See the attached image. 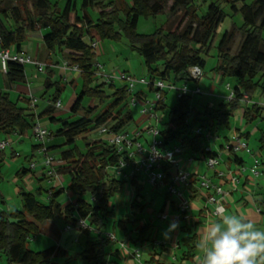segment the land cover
I'll use <instances>...</instances> for the list:
<instances>
[{
  "label": "trees",
  "instance_id": "trees-1",
  "mask_svg": "<svg viewBox=\"0 0 264 264\" xmlns=\"http://www.w3.org/2000/svg\"><path fill=\"white\" fill-rule=\"evenodd\" d=\"M167 1L81 0V14H78L71 1H66L60 9L49 0H0V51L13 50L19 53L29 34L43 30L45 33L41 42L44 49L54 54L68 52L65 57L71 67L77 68L82 81L81 89L70 108V113L77 118L64 122L50 117L55 110L52 104L58 100L63 89L57 81L45 79L44 88L54 85L55 90L47 98L49 106L37 115L29 109L28 100L18 96L16 101H12L6 91L0 90V133L22 135L31 129L36 118H49L52 123H61L54 135L61 137L66 146L59 155L65 163L57 166L54 171L59 177L65 176L68 179L66 188L55 192L49 190L48 205L37 199L39 190L35 193L23 191L20 193V210L0 212V253L5 256L7 264H68L73 259L71 255L66 258L65 252L55 246L39 252H33L28 247L29 238L40 232V224L52 220L60 213L55 200L63 192H70L75 198L74 204H69L61 212L68 227L78 226L77 220L87 224L86 228H79L86 242L77 257L85 264L106 263V248L111 239L103 233L107 219L114 216L108 204L124 184V180L114 176L112 168L121 155L105 139L88 140L87 137L100 127H107L113 133L121 131L130 124L132 116L127 110L129 94L126 86L114 89L110 101L97 113L92 108L82 106L84 97L102 103L108 98L104 86H114L94 76L92 60L96 55L91 46L93 42L104 39L118 41L124 36L131 51L143 61L149 80V92H154L152 82L155 80L172 86L175 81H187L186 70L197 67L202 71L208 59L214 61L210 69L213 75L219 76L221 82H232L229 91L232 93L231 99L215 106L205 104L193 113L189 112L192 106L190 95L181 96L176 91L175 104L167 107L164 104L166 92L160 91V99L154 110H160L163 115L162 127L159 129L163 146L188 148L202 158L212 155L204 152L200 137L194 135L193 129L201 127L216 136L218 131L230 129V120L240 109L243 125L255 124L258 149L264 151V106L255 102L247 104L242 98L244 93L257 88L264 92V0H251L249 3L246 0H197L205 8L201 15H198L192 0H171L170 11L174 12L177 8L182 10L171 25L152 34H137L139 17H155L163 13ZM220 3L228 5L232 15H240L241 24L238 27L232 24L230 30L224 31L213 50L211 43L216 30L228 17ZM88 9L94 10L95 15L89 14ZM235 30L242 39L237 52L231 55L229 46ZM3 74L6 89L26 81L24 65L15 61L6 60ZM48 74L51 75L50 72ZM134 96L142 99L145 93L139 91ZM21 100L27 106H20ZM237 136L248 138V134ZM224 139L230 141L228 137ZM77 140L81 141L82 148L78 147ZM232 155L234 161L241 163L236 154ZM3 158L0 151V164ZM138 178L134 176L129 180L134 192L130 203L132 214L137 211L140 213L143 209L140 202L143 186ZM72 214L77 219H73ZM129 221V215L123 214L115 228L127 233L126 225ZM136 221L134 219L130 222L133 224ZM91 230H95L94 241L89 238ZM147 230L148 226H143L137 233L140 236L135 235L134 239L141 241ZM184 241L185 256L188 258L194 252V239L185 238ZM54 253L56 258L66 260L53 262ZM148 264L163 263L151 261Z\"/></svg>",
  "mask_w": 264,
  "mask_h": 264
},
{
  "label": "crops",
  "instance_id": "crops-1",
  "mask_svg": "<svg viewBox=\"0 0 264 264\" xmlns=\"http://www.w3.org/2000/svg\"><path fill=\"white\" fill-rule=\"evenodd\" d=\"M43 32V30L34 32L33 35L35 36V39L41 40ZM40 46L42 49L40 55H42L40 58L34 59L33 62L30 63L32 64V66H35L33 63L44 64L47 68V72L51 73V75H48L47 77L51 82H55L54 79L57 78L61 82L70 84V86H72L75 82L79 81V72L75 73L73 71H70V69L65 66L64 58L65 55H68V52L64 51L63 53H61V59L59 58L58 60L56 58L57 54L55 55L54 53H50L48 51L45 52L43 50L44 47L42 45V42ZM95 49L97 50L95 51ZM95 49V55H99L101 52L99 51L97 42ZM8 51L10 56H14L15 54L23 56L27 55V50L25 51L24 49L23 51V44L20 47L19 53H16L13 50ZM33 56H35L36 58V53ZM30 59L32 60V58ZM130 63L132 66L134 65L133 62ZM142 73H144V71H142ZM19 84H15L13 86V89L15 88V90L24 94V96L28 94V89L19 86ZM2 85L5 87L4 79ZM76 86L77 84L75 85L73 90H75ZM140 92H142L143 94L145 93L143 90H140ZM76 94L77 93H74V95H70L68 104L63 108L62 106H60V108H56L54 105L55 103L52 104L54 109L65 108V112L61 113L58 116H54L53 112L50 117L54 118L55 120H62L63 122L71 121L77 118V116H74L70 113V108L76 99ZM48 106L49 104L47 102V105L43 108V110L33 113L37 115L43 112ZM99 110H95L94 113H97ZM45 119H48V121H50L49 118H44V120ZM44 120L36 118L35 122H40L41 124V121ZM133 123L139 126V124L141 123V118H139V120H137L136 122L134 121ZM49 124L55 127L53 131L58 130L61 125V123H52L51 121L49 122ZM127 128H129V126H127ZM233 135L237 134L233 132L230 135L225 136L223 135V133L222 135H220L218 131V133H216L218 139L214 142L213 146L211 145V147H218L219 149L217 150L221 151V147L223 144V141L221 139H224L225 137L230 138ZM12 136L13 138H11V141H9L11 147L14 144L22 143L23 139L30 138V136H27V132L22 135L13 133ZM32 136H34L33 133ZM100 138L105 139V137L102 135H100ZM39 147L41 148V144L36 143L35 145H32V154L29 155L30 157L26 161L28 164H25L23 166L22 163H18L15 168L14 163L16 162V157L14 156V154L16 151H14V149H11L9 158L4 157L3 162L0 164V171L7 172L8 170H12L9 175V183L13 188L11 189V193L13 195L15 194L17 195V197H19V194L23 191L35 193L36 190H39L40 194L37 196V199L44 205H48L50 198L47 193L49 194V190L55 192L57 190L66 188V186L68 185V179L65 176L59 177L58 175H56V173L54 176L48 175V167L43 164L42 158H44L45 155L53 157V165L54 168H56L57 166L65 163L59 158V155L66 147H63V139L55 135L54 138H51L49 142H44L43 147L45 148V154L39 150ZM50 150L53 151H51L50 153ZM181 155L183 160H186L189 157L193 158L194 160V162L189 165L181 164L183 169L185 168L195 175L191 180V191L186 192L189 193V207L186 218H179V228L171 232L166 239L164 233L172 220L169 217L166 220H159L157 216L159 213H165L171 217L172 214L177 212L178 201L168 197L163 188H152L156 191V193L161 195V199L159 200L160 203H157L156 205H153V207H150V200L147 199V201H142L140 199V202L143 205V209L140 213L138 211L136 213L138 214L137 216L139 217V220L135 219L137 221L132 224L130 222V219L129 223H127L126 225L127 233H123L118 228H115V224L117 223V221H119L120 218L123 217L120 216V212L124 211L121 210L118 206H124L126 202H129L126 210L127 214H130L129 218L131 216H135L136 214H132L133 210L130 209V203L134 197V192H128V189L124 194H121L118 197L114 196L109 200L108 204L109 208L112 209L114 216L107 219V226L103 233L104 236L106 233H109L114 237V239L109 242L108 247L106 248L107 255L105 264H148L151 261L153 263L163 264H198V258H201L203 255V250L199 247L201 240L200 229L206 227L210 222L218 218L217 214H214L213 212L216 205L208 203L203 192H201V190L198 188L197 179L201 175H206V177L210 179L211 184L220 185L222 187L224 195L222 197L221 204L224 206L227 212L235 215H243L252 220L257 228L264 230V203H262L264 202V173L261 172L262 168L258 167L257 171L259 172V175L253 177L250 173V168L253 167V163L244 164L243 158L236 154L238 160L241 161L240 163L239 161L233 160V155L228 156L223 153L221 155V158H223V160H221L216 169H214L212 172L205 170L203 171V158L199 154L192 153L188 148H183ZM37 157H39L40 159H36ZM31 165L33 167H31ZM258 166H260V163ZM219 173L221 175H219ZM125 182L129 183V181H124V183ZM128 186L131 187L130 184H128ZM179 189L183 190L184 188L180 186ZM209 192L210 191H208L206 195H208ZM129 194H131V196ZM1 196L2 198H4L5 196L8 197L7 194H1ZM60 197H62L63 199L59 200ZM55 201L60 207V213L55 215L52 220H45L40 224V232L36 236H31L28 240L29 242H31L32 246H34V248H32L30 244L29 249L33 252H39L55 246L56 249H60L61 251L65 252L66 258L70 255L73 256V259L70 261H79L80 258L77 257V255L83 250L86 242V237L78 226L73 228L68 227V224L65 222L64 216L61 215L62 210L66 206H68L69 204H74L75 198L72 193L63 192L59 197H57ZM116 204H118V206ZM20 209L21 208H18L13 211H17ZM124 213L126 214V212ZM145 213L147 215V218L145 217ZM72 218L77 219V216L75 214H72ZM145 225L148 226L147 233L142 236L141 241H136L133 236L137 235L139 230ZM139 236L137 235V237ZM95 237V230H91L89 232L90 240L94 241ZM185 238L194 239V252L192 256H189L188 258L185 256ZM136 251L139 253L138 258L134 256V252ZM66 258H56L54 253L52 261L61 263L65 261ZM0 261H2L1 257ZM70 261H68V264ZM81 264L85 263L81 261Z\"/></svg>",
  "mask_w": 264,
  "mask_h": 264
},
{
  "label": "rangeland",
  "instance_id": "rangeland-1",
  "mask_svg": "<svg viewBox=\"0 0 264 264\" xmlns=\"http://www.w3.org/2000/svg\"><path fill=\"white\" fill-rule=\"evenodd\" d=\"M51 4H56L60 9L63 8V6L65 5L66 1H71L74 4V8L77 11L78 14H81V0H49ZM127 2H129V0H126ZM212 1V0H207V2ZM251 0H246L247 3H249ZM194 6L197 9V13L198 15L203 14L204 12V7L200 5L199 1L197 0H192ZM172 1L168 0L165 7H164V11L161 14L156 15L155 17H148V18H144V17H139L138 22H137V26H136V33L137 34H144V35H148V34H152L154 33L156 30L159 29H165L166 27H168L169 25H171V23L177 18V16L181 13V9L177 8L175 9L174 12L170 11V7H171ZM220 6L222 9H224L227 14L228 17H226L223 21V23L218 27V29L216 30L214 39L211 43V48L214 50V48L216 47L218 41L220 40L222 33L226 30H230L232 27V24H235L236 27H238L241 24V19H240V15H232L231 12L229 11V7L228 5H225L224 3H220ZM88 13L91 14L92 16L95 15V11L88 9ZM261 18V17H260ZM187 21V19H185V22ZM42 31V30H41ZM45 33V32H43ZM242 39V36L240 35V33H238V31H233V36L231 39V43H230V48H229V54L233 55L237 52L238 49V45L240 43ZM97 45L99 46V51L101 52L99 55L96 54V56L94 57V59L92 60V64L95 65L97 64V72L96 76L99 79V81H104L106 82V77H111L112 81H108L111 82L114 86L113 88H109L108 84H106L104 86V92L105 95L108 97L106 99L103 100L102 103L97 102V100H94L92 98H87L84 97L82 99V106L83 107H89L95 110H99L101 107H103L104 105H106L111 98V93L113 92L114 89H120L124 86H129V82L128 81H122L120 79H118V75L125 71V73L127 75H130V77L132 78V90H133V94L135 95L137 91L143 90L145 92V97L144 98H139V97H135L136 99H134V95H128L127 98V103H128V107L127 110L130 112L131 116H132V121L130 122L129 125V130L132 128H136L138 125H136L135 123H133L134 121L136 122L137 120H139V118L142 117L141 111L143 110V108H147V112L150 111H155L156 112V116H157V127L158 129H160L162 127V122H163V115L162 112L160 110H154V107L149 110L150 105H145L146 101L147 102H152L154 100V92H149L147 90V85L141 83L140 80H144L145 82H148V76L146 74L145 71V67L143 65V61L141 59L140 56H138L135 52L131 51L126 38L124 36L121 37L120 40L118 41H114V40H99L96 41ZM41 40H37L35 39V36L32 34H29V36L27 37L26 41L23 44V51L25 49L27 55L25 57H30L32 58V60H30V63L33 62L34 59L40 58L41 55L40 53L42 52L41 49ZM45 52L46 50L43 49ZM97 49H95L96 51ZM35 51V52H34ZM25 53V52H24ZM36 53V58L35 55ZM56 55V54H55ZM66 56V55H65ZM56 58L59 60V58L61 59V53H58L56 55ZM65 61V66L70 69V71H73L75 73H77L78 71H76L74 69V67H71L68 63V60L66 59V57L64 58ZM130 62H133L134 65L132 66ZM29 62L24 64V71H25V78L26 81L25 83H20L19 86L24 87L25 89H28V94H26L24 96V94L20 93L19 91L15 90V88L13 89V87L11 89H6L3 85V72L5 70H3L2 66H1V62H0V90L2 91H6L9 94V97L12 101H16L17 97L20 96L21 98H25L24 100H28L29 104L28 107L32 112H36V111H41L43 110L44 107H46L47 105V98H49L55 90L54 85H51L47 88H44V81L45 79L48 77V72H47V68L45 67L44 64H41V68L40 71L37 70V68L35 66H32V64H30ZM214 61L212 59H208L206 61V64L204 66V68L202 69V77L198 80V81H184V80H179V81H175L173 83V89L166 86L167 83L165 84V99H164V104L167 107H172L175 104V98H176V91L178 90V93H180V95H190L187 92H182L183 90H187V91H194L195 88H199V93H194L191 96V109L189 110V112L193 113L194 111L198 110L201 108V106L207 104L209 106H215L217 103L220 102H226L227 101V94L229 93V90H226L225 87L228 86L229 89H232V82L231 81H223L221 82L219 79V76L217 75H213V73L211 72V67L213 66ZM128 71V72H127ZM142 71H144V73H142ZM53 81V80H52ZM54 81H57L59 83V85H61L63 87V89L61 90L58 100L61 103L62 108L65 107L70 99V95H74V93H78L81 89V79H79L78 82H75L74 85L70 86V84L61 82L59 79H54ZM77 84L75 90L74 87ZM185 88V89H184ZM24 96V97H22ZM244 100H246L247 104L249 103H258L261 106H264V92H262L260 90V88L255 89L252 92L249 93H244L243 97ZM131 99L135 100V104L134 105H130L129 101H131ZM154 102V101H153ZM152 102V103H153ZM151 104V103H149ZM20 106H27V103L24 101H20L19 102ZM194 105V107H193ZM65 112V108L64 109H55L54 110V116H58L61 113ZM41 120H44V118H42ZM39 121V120H38ZM50 121H48V119H45L44 121L38 122L40 125H42L43 127H45L50 135L45 139L44 142H49L51 140V138H54V126L49 124ZM155 120L153 118H149L146 119L144 121V123L142 122V124L140 123L138 128L139 129H143L144 127L150 125V126H155ZM195 130V128H194ZM235 132L236 134H248V138H242V141L245 142L247 144V148L246 150H241L239 151L237 154L239 156H241L243 158L244 164L247 163H253L254 161V157H256L259 160L260 166H257L256 168L260 167L261 172L264 173V151H259L258 149V141H257V131H256V126L255 124L249 125V126H244L242 121H241V110H237L231 120H230V129L229 130H221L219 131L220 135H230L231 133ZM27 136L30 138L29 139H23L22 143H18V144H14L12 145V147L9 144V141H11V138H13L12 134H2L0 133V143H4V147L2 149H0V151H2L3 156L9 158L10 154H11V149H14L15 154L14 156L16 157V162L14 163V168L16 165H18V163H22L23 166L26 164H28L26 161L29 159V155L32 154V145H35L36 143L41 144V142H39L35 136H32V130L29 129L27 131ZM100 135L99 132L97 131H93L88 137V140H96L99 139ZM144 138L147 140H151V136L147 135V133H144ZM222 138V136H221ZM223 141V145L225 143H227L224 139H221ZM77 145L78 147L82 148L81 145V141L77 140ZM42 146V145H41ZM173 146V145H172ZM63 147H66L63 145ZM214 151L217 152V149H219L218 147H213ZM186 149V148H185ZM40 150V149H39ZM56 150V149H53ZM50 150V153L51 151ZM41 158V156H40ZM39 157H37L36 159H40ZM186 158V157H185ZM43 159V164H44V159ZM4 160V158H3ZM221 160H223V158H220V162ZM54 163V162H53ZM203 171H210L212 172L213 169H210L206 166L205 162L203 161ZM52 167L54 168V165H52ZM1 169V168H0ZM13 169V168H12ZM55 169V168H54ZM12 170H8L7 172L5 171H0V212L1 211H13L16 210L18 208H21L22 206V202L21 201V195L19 194V197H17V195H13L11 193V189L12 186L9 183L10 182V173ZM139 180L143 186V190L141 192V200L142 201H147L150 200L151 204L149 205L150 207H153V205H156L157 203L159 204V200L161 199V195H159L158 193H156L155 190L152 189V187L150 185H148L145 181V179L143 178V175H139ZM2 178V179H1ZM129 183L125 182L122 186V188L120 189L119 193L117 195H115V197L120 196L121 194H124L126 192V190L129 189L128 192L133 191V189L131 187L128 186ZM67 187V186H66ZM34 193V192H33ZM1 194L3 195H8L5 196L4 198H2ZM48 195V193H47ZM131 196V194H129ZM64 197V196H63ZM10 198V199H9ZM85 198L87 199V196H85ZM129 198V197H128ZM63 199L62 197L59 198V200ZM174 199V198H173ZM11 200V201H10ZM3 201V203H2ZM129 203V202H128ZM128 203L126 202L125 205H119L116 204L121 210H124L123 212H120V216H123V213L126 212L127 214V206ZM17 207V208H16ZM113 207V205H112ZM117 207V208H118ZM116 208V209H117ZM124 208V209H123ZM125 214V213H124ZM138 214H136L135 216H131L130 219L134 220V219H138L139 217L137 216ZM130 216V214H129ZM145 217L147 218V215L145 213ZM139 220V219H138ZM85 225H87L85 223ZM130 227V226H129ZM109 233L105 234V237H108ZM31 244V242H29V245ZM32 248H34V246H32V244L30 245ZM0 257L2 258V261H0V264H7L6 263V259L5 256L0 253ZM69 264H81V261L79 260H74V261H70Z\"/></svg>",
  "mask_w": 264,
  "mask_h": 264
},
{
  "label": "built area",
  "instance_id": "built-area-1",
  "mask_svg": "<svg viewBox=\"0 0 264 264\" xmlns=\"http://www.w3.org/2000/svg\"><path fill=\"white\" fill-rule=\"evenodd\" d=\"M94 49L96 48V42H93L91 45ZM6 60H11L18 62L20 64H25L27 62L30 63V58L25 57L23 55H14L10 56L8 50L0 51V62L3 70H5V62ZM38 71H40L41 64L33 63ZM95 72H97V64L94 65ZM76 71L77 68L74 66ZM94 72V76L96 73ZM187 73V81H198L202 77V71L197 67H191L186 70ZM97 77V76H96ZM118 79L122 81H128L129 86H127V92L130 95L133 94V84L132 78L130 75H127L125 72H121L118 75ZM106 82L112 81L111 77H106ZM141 83L146 84L148 86L149 81L145 82L143 79L140 80ZM165 82H161L159 80H155L152 82V87L154 89V102H147L145 105H150L149 110H151L156 102L160 99V91L165 89ZM166 86L173 88L172 85L167 84ZM185 89V88H184ZM226 90H229V87H225ZM178 91V90H177ZM182 92H187L190 95L194 93H199V88H195L194 91H187L186 89ZM134 95V94H133ZM180 95V93H178ZM226 99L232 98V93L230 92ZM134 99L135 96H134ZM131 99L129 101L130 105L135 104V100ZM151 103V104H149ZM55 107L60 108V101L57 100L55 102ZM147 108H143L141 111V124L146 119L153 118L155 120V126H146L143 129H139L138 126L134 129H122L116 133L111 132L107 127H100L98 132L100 135L105 137V140L114 147L115 151L121 155L120 159L116 163V165L112 168L114 176L122 179L124 181H129L134 176L143 175L146 183L150 185L152 188H163L170 198H174L178 201L177 212L172 214V216H168L165 213H159V220H166L168 217L171 220L176 219L179 220L180 217L186 218V214L189 207L188 195L191 191V180L192 177L195 176L189 170L183 169L181 164H192L194 162L193 158L189 157L186 160L182 158V148L181 146L173 145L171 147L163 146V142L159 136V129L157 127V116L155 111L147 112ZM32 133L36 137V139L41 142L40 151L45 154V148L43 147L45 139L50 135L49 131L42 127L38 122H34L32 125ZM144 133L151 136V140H147L144 138ZM194 135L200 137L201 147L205 153H209L212 155H207L203 158L206 166L210 169H216V167L220 164L221 155L224 153L226 155L237 154L241 150H246L247 144L242 141L237 135H233L230 137V141L222 144V150L214 151L213 146L214 142L217 140V136H215L212 132L204 130L201 127L193 129ZM4 147V143H0V149ZM54 162V158L48 155H45L44 165L48 167L47 174L55 175V171L52 167ZM259 165V160L254 157L253 167L250 168L251 176L256 177L259 175L257 171V166ZM31 167H33L31 165ZM172 170V172H171ZM219 175H221L219 173ZM198 188L203 192L206 200L210 204H215L216 207L214 209V214L216 213L217 206L221 204L222 197L224 195V191L220 185L211 184V181L206 175H201L197 179ZM182 186L184 189L180 190L179 187ZM209 192L208 195L207 192ZM94 200V199H91ZM78 221L79 228H86L87 225L82 220ZM68 228V227H67ZM109 239L113 240L114 237L112 234H108ZM134 256L136 258L139 257V253L134 252Z\"/></svg>",
  "mask_w": 264,
  "mask_h": 264
},
{
  "label": "clouds",
  "instance_id": "clouds-1",
  "mask_svg": "<svg viewBox=\"0 0 264 264\" xmlns=\"http://www.w3.org/2000/svg\"><path fill=\"white\" fill-rule=\"evenodd\" d=\"M216 213L218 218L200 229L203 255L198 264H264V230L243 215L227 212L222 204ZM179 226L180 222L173 219L165 238Z\"/></svg>",
  "mask_w": 264,
  "mask_h": 264
}]
</instances>
